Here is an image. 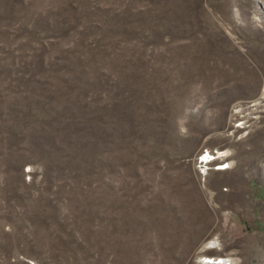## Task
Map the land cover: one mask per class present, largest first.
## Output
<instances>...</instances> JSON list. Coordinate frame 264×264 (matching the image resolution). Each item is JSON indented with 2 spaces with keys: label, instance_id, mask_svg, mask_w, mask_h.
Masks as SVG:
<instances>
[{
  "label": "rangeland",
  "instance_id": "obj_1",
  "mask_svg": "<svg viewBox=\"0 0 264 264\" xmlns=\"http://www.w3.org/2000/svg\"><path fill=\"white\" fill-rule=\"evenodd\" d=\"M263 94L264 0H0V264H264Z\"/></svg>",
  "mask_w": 264,
  "mask_h": 264
},
{
  "label": "bare ground",
  "instance_id": "obj_2",
  "mask_svg": "<svg viewBox=\"0 0 264 264\" xmlns=\"http://www.w3.org/2000/svg\"><path fill=\"white\" fill-rule=\"evenodd\" d=\"M264 95V94H263ZM231 154V152H226L225 156H229ZM211 260V259H210ZM220 262L225 263V264H238V260L237 259H231V260H220ZM209 263V259L204 258L201 260V264H208Z\"/></svg>",
  "mask_w": 264,
  "mask_h": 264
}]
</instances>
